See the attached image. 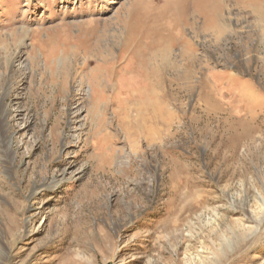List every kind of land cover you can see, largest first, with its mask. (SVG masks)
Segmentation results:
<instances>
[{
	"label": "rangeland",
	"instance_id": "1",
	"mask_svg": "<svg viewBox=\"0 0 264 264\" xmlns=\"http://www.w3.org/2000/svg\"><path fill=\"white\" fill-rule=\"evenodd\" d=\"M262 209L264 0H0V264H264Z\"/></svg>",
	"mask_w": 264,
	"mask_h": 264
},
{
	"label": "bare ground",
	"instance_id": "2",
	"mask_svg": "<svg viewBox=\"0 0 264 264\" xmlns=\"http://www.w3.org/2000/svg\"><path fill=\"white\" fill-rule=\"evenodd\" d=\"M260 213H261V215H260V218L258 219V222H260L264 218V210L262 209V211ZM255 227H257V226H255ZM255 227L248 229L247 236L255 232Z\"/></svg>",
	"mask_w": 264,
	"mask_h": 264
}]
</instances>
